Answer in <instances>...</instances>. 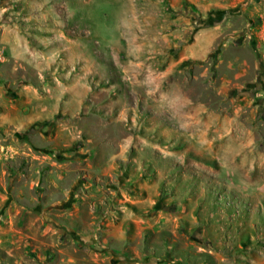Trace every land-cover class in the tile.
<instances>
[{
	"label": "rangeland",
	"instance_id": "1",
	"mask_svg": "<svg viewBox=\"0 0 264 264\" xmlns=\"http://www.w3.org/2000/svg\"><path fill=\"white\" fill-rule=\"evenodd\" d=\"M0 264H264V0H0Z\"/></svg>",
	"mask_w": 264,
	"mask_h": 264
}]
</instances>
